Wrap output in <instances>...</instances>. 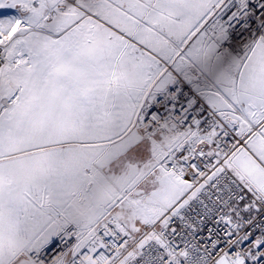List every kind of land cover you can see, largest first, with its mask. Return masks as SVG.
Masks as SVG:
<instances>
[{"label":"snow or ice","instance_id":"1","mask_svg":"<svg viewBox=\"0 0 264 264\" xmlns=\"http://www.w3.org/2000/svg\"><path fill=\"white\" fill-rule=\"evenodd\" d=\"M0 264H264V0H0Z\"/></svg>","mask_w":264,"mask_h":264}]
</instances>
